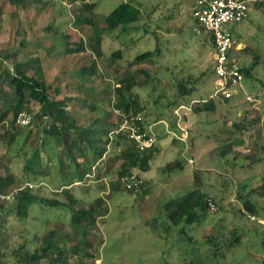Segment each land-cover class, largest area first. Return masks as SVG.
Here are the masks:
<instances>
[{
	"label": "rangeland",
	"instance_id": "obj_1",
	"mask_svg": "<svg viewBox=\"0 0 264 264\" xmlns=\"http://www.w3.org/2000/svg\"><path fill=\"white\" fill-rule=\"evenodd\" d=\"M90 1L95 2L93 27L85 24L79 16L81 13L78 7L82 9L81 5L77 10L75 7L67 10L63 5L50 2L51 7L47 13L41 14L31 10H16L7 0H0V57H3V60L0 58V63L2 61V65L10 67L12 58L5 57L9 48L18 50L17 59L20 61L26 60L29 55H39L43 59L44 73L48 74L46 81L50 92L53 93V88L59 85L62 93L68 94L66 96L83 98L94 95L100 100L94 114L100 117L102 124H111L114 113L110 96L117 78L140 66L133 58L136 53L146 50H156L151 57L154 60L141 65L147 72L145 84L136 85L131 92L137 95L140 103L147 104L149 119H155V115L162 110L166 112L161 117L170 115L174 107L168 106L167 100L177 98V79L192 82L196 88L193 96L207 97L211 94L216 102V109L206 114L192 115L189 111L175 109L181 116L180 132L184 135L187 131V136L193 140L191 144L187 142L186 146L178 144L173 142L171 134L161 129L158 134L160 148H155L148 171L145 174L137 169L144 178V189H138L135 193L125 191L122 179L120 184L118 182L119 191L111 189L110 182H115L118 178L120 162L112 151L104 154L103 162L99 163L103 166L101 169L97 167L99 164L95 166L94 174L98 172L99 178L84 179L79 185L69 187L76 198L77 207L91 203L97 196L103 197L104 204L108 205V213L104 217L95 218L87 237L91 243V251L98 257H95V263L184 264L201 257L203 264H264L261 260L264 259V249L261 250L259 245L261 226L246 215L247 212L237 198L238 183L246 182L248 190L255 189L251 198L264 206V159L245 167H240L239 164L248 161L241 154L254 150L258 157L262 154L261 147L264 148V3L251 8L241 22L228 25L237 42V48L231 47L230 55L237 59L240 66H250L254 60L252 53L255 52L259 54V63L253 65L252 76L245 78L241 88H230L227 94L215 96L212 57L209 54L211 40L191 16L194 0H133L140 12L146 14L142 15V20H138V23H144L143 28L139 25L142 29L131 31L134 43L122 47L123 56L116 61L111 60L108 55L119 47L120 38L113 37L112 31L107 32L102 42L107 57L101 60L100 70L95 80H91L92 84H83L76 69L81 63L89 61L90 49L87 48L84 55H64L67 42L64 34L69 32L76 35L77 37H71L75 42L81 37L86 38L88 31L103 24V15L126 0ZM55 22L58 28L54 25ZM160 91L165 93L160 98L161 108L153 102V97ZM248 93L253 94L250 102L246 98ZM125 94L128 96L130 93ZM113 96L116 100V94ZM223 96L229 99L226 101ZM179 99V102L183 101L182 97ZM77 111L74 114L77 123L84 124L86 115L81 114L87 112V108L79 106ZM2 132L0 124V134ZM26 132L30 135V141L25 143L26 154L29 155L35 144L40 148L39 158L42 163L40 168H34L33 165V170L39 168L34 174L29 170H22V155H15L20 146L19 139L16 138L9 145L6 138H0V170L4 173L12 172L15 182L11 188L22 187L25 180L34 175L35 180L28 181L37 184L36 191L37 186H42L39 193L45 197H54L53 187L63 183L68 172L86 171L89 168L86 164L95 162L93 154L85 147L84 157L87 163L80 157L77 159L78 167H75V162H71L60 147H55L52 139L44 137L39 131ZM36 132H39L38 138L34 136ZM253 143L257 147L249 149ZM163 146H166L164 153L160 151ZM261 157H264V153ZM60 158L63 163L58 165ZM177 158L185 160L182 169L175 166L170 172L163 171L168 162L176 161ZM188 158L193 162H189ZM103 173H107L108 177H100ZM194 188H200L209 194L216 202V209H210L199 222L172 225L165 219L163 204L167 199ZM10 193L7 190L0 194V205L5 209L9 205L3 199H7ZM5 209L0 219V252L7 244L14 247L21 242L28 249H34L31 241L33 233L44 234L57 221H67L69 214L66 210L37 204L30 206L28 220L24 218L23 221L15 211L6 213ZM70 228V225L64 223L61 234L70 232ZM233 231L241 238L237 246L227 249L228 251H217L209 246L210 242L207 240L211 236L222 233L219 239L226 241ZM41 264H47L46 259H42Z\"/></svg>",
	"mask_w": 264,
	"mask_h": 264
},
{
	"label": "trees",
	"instance_id": "obj_2",
	"mask_svg": "<svg viewBox=\"0 0 264 264\" xmlns=\"http://www.w3.org/2000/svg\"><path fill=\"white\" fill-rule=\"evenodd\" d=\"M7 1L13 5L16 10H31L41 14L47 13L48 9L51 7L50 0ZM132 1L133 0L122 1L110 12L103 15V24L100 27L95 26L91 31H88L86 38L81 37L77 39L76 42L74 40V42H71L70 38L72 34L69 32L64 34L67 38L64 47V55L76 53L84 55V53H87V48L90 49L91 53L88 55L91 58L89 61L87 63H81L76 69L83 84H92L91 80H95L100 70L101 60L107 57L102 46L103 39L106 37L105 34L107 32L112 31L113 37L120 38L119 47L108 55L111 60L116 61V59L123 56L122 47H128L129 44L134 43L132 39V32L134 31L132 30L138 31L143 28L144 23H138V20H142V17L146 16V14L141 13L138 5H135ZM263 3L264 0L254 5V8L263 5ZM80 8L82 9L78 7V11L80 10L81 13L79 16L82 17L83 22L89 27H93V25H95L93 17L95 2L90 0L88 2H83ZM54 25H56V28L59 27L57 22H55ZM139 25H142V28H140ZM49 28L50 27H48V29ZM155 52L156 50H146L141 53H136L133 59L143 65V63H149L154 60L151 57ZM45 54L46 53H44V55ZM252 55L254 56V60L251 62V65H242L240 67L245 78L252 76L251 72L253 65L259 63V54L253 52ZM17 56L18 50L9 48L5 57L12 58L10 67L2 65V61L0 63V124L1 127H3L0 138H6L9 145L14 143L16 138L19 139L20 146L16 149L15 155H22L24 163L22 170H29L28 172L33 174L36 171L38 172L37 169L40 168L42 160L39 158L40 148H38L36 144L31 148L29 155L26 154L25 143L30 141V135H28L26 130L42 132L44 137L52 139L55 147H60L61 152H65L73 162L76 159L75 157L80 154V152L82 153L83 147H88L87 149L92 150L94 160L96 161L105 153V145L109 143L110 150L106 153L112 151V153L116 154L121 160L119 172L117 173L118 178H116L115 182H110L111 189L113 188L114 191H119L120 187H118V182L120 184V180L124 176H127L133 171H137V169L142 172L148 171L150 162L154 157L155 148H158L160 144L158 142L159 131L162 129L166 133V127L162 120L165 121L170 128L176 132H180L176 126L177 115L174 112L177 107L181 106V108L179 107L180 109L189 111L192 115L206 114L216 109V102L213 95L209 94L207 97H201L199 95L196 97L193 96V92L196 90L195 86L192 82L190 83L188 80L181 78L179 80L177 79L175 83L178 90L176 94L177 98L174 97L171 100H167L168 106L174 107L171 109L170 115L168 117H161V115L166 112L162 110L161 113L155 115V119L153 118V120H151L149 119L150 110L147 108V104L140 103L137 95L131 92L136 85L143 86L145 84V76H147L145 67L140 65L126 72L122 77L117 78V84L113 87L110 96L112 100L111 108L113 110L118 109L122 113H127L128 111L134 113L140 112V121L144 128H146L150 122H154L155 127L158 125L157 141L150 147L138 150L133 141L124 134L117 135L111 142L108 141V138H105L107 132L118 125L119 118H114L113 114L111 124L100 123L101 120L94 114L98 109L99 99L91 95L83 96V98L76 95H65L61 98H57V95L61 93V88L59 85L55 86L53 88V93L50 92V86L46 81L44 73L43 59L36 54L29 55L26 60L20 61L17 59ZM0 58L3 60V57ZM159 70L161 71L160 67ZM96 91L98 92V90ZM125 92H129L130 94L127 96ZM113 94H116V100H114ZM163 94L165 96V93L160 91L153 97V102L156 103V105H160V108L162 106L160 98H162ZM221 96L222 95H220V97ZM181 97L183 101L181 99L182 102H179V98ZM223 98L226 101L229 99L225 96H223ZM71 100H75L76 104L80 107L85 106L87 108V113H93L90 117L85 118V121H87L85 125L81 123L78 124L76 118L73 117L70 110L67 109L68 101ZM21 113L27 114L29 118L25 124L17 119ZM39 132H36L34 136L38 138ZM172 139L173 142L178 144H187L179 140L176 136L172 137ZM192 140V137L189 136L187 142L191 144ZM40 143L42 144V140H40ZM44 143L45 140L43 144ZM254 147H257L255 143L250 145L249 149ZM261 149L260 152L263 154V146ZM251 152L241 154V156L244 159H248V161L245 164H241L240 162V167H245L260 159H264V157H261V153V155L257 157L258 154L254 150ZM53 154L55 155V152ZM49 156L51 155L49 154ZM62 161L63 160L60 158L58 160L59 163H56L61 165L63 163ZM184 162L185 160L177 158L176 161L168 162L163 168V171L170 172L174 170L173 167L175 166L182 169ZM33 165L34 168H39L33 170ZM86 165L89 166L86 171L84 169L79 171V173L68 172L66 174L67 178H63L64 182L57 185V187H53L52 190L55 191L56 195L54 197H45L39 193L42 186H37V191L34 186L29 187L28 185L11 188L15 182L12 172L4 173L0 170V194H4L7 190L11 191L9 198L3 199L9 207L5 209L2 204L0 205V219L2 218L3 209H5L6 213L15 211L18 218L23 219V221L24 218L28 220V209L31 205L37 204H45L51 208L69 212L67 221H60V223L57 221L53 227L46 229L45 233H42L43 235L37 232L33 233L31 241L34 243V249H28L24 242L14 247L11 246V244H7L5 247L6 250L4 249L0 252V264H41L42 259H46L47 264H96L94 260L96 254L91 251V243L88 241L87 237L90 233V228H92L95 223V218L104 217L108 213V205L107 203L104 204L103 197L97 196L91 203H86V206L80 205V207H77L76 198L67 187V185L75 180H83V175L94 166V163H87ZM75 167H78L76 162ZM138 174L140 173L138 172ZM28 180H35V176L31 175V177L25 181ZM107 183L109 185V182ZM143 184H140L139 190L143 188ZM238 186L239 193L237 198L240 200L245 212H247V214H253L257 218H264V206H261L250 196L252 193H255V189L248 190L246 182H239ZM9 187L11 189H7ZM244 190L246 192H243ZM125 191L135 193L131 189ZM208 200H211L216 205L215 200L200 188L190 189L176 197H171L163 204L165 219L172 225L181 223L185 225L199 222L209 211ZM41 219H44V217ZM252 221L256 224L258 223L257 220ZM64 223L71 226L70 232L65 231L61 234V231H63L61 228ZM258 224L261 226L262 234H258L260 239L259 245L261 246V250H263L264 224L260 222ZM218 234L219 233L211 236L207 240L210 242L209 246L214 247L217 251H228L227 249L237 246L241 241V238L235 231H233L232 236L226 241H221L219 239L222 233ZM68 241L70 243H68ZM211 250L212 249H210V251ZM88 258L91 259L88 260ZM200 258L201 257L193 258L184 264H200L203 260V258ZM261 260L264 261V259Z\"/></svg>",
	"mask_w": 264,
	"mask_h": 264
},
{
	"label": "built area",
	"instance_id": "obj_3",
	"mask_svg": "<svg viewBox=\"0 0 264 264\" xmlns=\"http://www.w3.org/2000/svg\"><path fill=\"white\" fill-rule=\"evenodd\" d=\"M52 3H59L67 10L82 4L87 0H50ZM263 0H194L191 16L199 24L211 40L212 49L209 54L212 57V71L214 75V94H227L230 88H241L245 80L240 70V64L237 59L230 55L232 46L236 47L234 37L232 36L228 25L238 23L245 19L249 10ZM199 29V30H200ZM237 48V47H236ZM246 98L253 99V94L248 93ZM118 114V125L109 132V139H113L119 134H124L131 139L138 150L150 147L155 142V133L153 125L150 123L146 128L141 123L140 112L128 111L122 113L118 109H114ZM175 113L179 115L177 110ZM21 123L25 124L29 119L27 114L21 113L17 118ZM167 128V124L162 120ZM179 129V122L176 123ZM173 136L181 140H185L186 134H178L175 130H168ZM124 186L127 189L137 191L142 178L136 173H130L123 177ZM31 184H29L30 186ZM208 208L214 209L215 204L208 200ZM250 219H257L264 224V219H258L253 214H248Z\"/></svg>",
	"mask_w": 264,
	"mask_h": 264
},
{
	"label": "clouds",
	"instance_id": "obj_4",
	"mask_svg": "<svg viewBox=\"0 0 264 264\" xmlns=\"http://www.w3.org/2000/svg\"><path fill=\"white\" fill-rule=\"evenodd\" d=\"M85 2H88V1H85ZM51 3H52V2H51ZM58 4H59V3H58ZM80 5H81V4H80ZM61 6H62V5H61ZM78 6H79V5H78ZM78 6H76L75 8H77ZM253 7H254V6H253ZM253 7H252V8H253ZM64 8H65V7H64ZM206 35H207V34H206ZM208 38H209V37H208ZM234 40H235V39H234ZM236 43H237V42L235 41V44H236ZM211 45H212V44H211ZM211 49H212V46H211ZM210 51H211V50H210ZM210 51H209V52H210ZM213 94H214V92H213ZM219 94H220V93H219ZM221 94H222V93H221ZM214 95L216 96V95H218V94H214ZM247 100H249V99H247ZM252 100H253V99L249 100V102L252 101ZM179 107L181 108V106H179ZM180 108H176V109H179V110H180ZM174 111H175V110H174ZM112 112L114 113L115 116H117V117L119 118L118 114H116V113L114 112L113 109H112ZM178 113H179V112H178ZM175 114H176V113H175ZM176 115H177V114H176ZM180 118H181L180 114L177 115V122H179V125H180V120H181ZM150 123H154V122H150ZM150 123H149V124H150ZM117 124H118V123H117ZM166 124H167V123H166ZM116 126H117V125H116ZM116 126H115V127H116ZM164 126H165V124H164ZM176 126H177V125H176ZM115 127H113L111 130H113ZM154 127H155V126L153 125V130H154L155 138H156V139H155V142H156V141H157V129L155 130ZM167 129H168V130H173L172 128H170V127L168 126V124H167V128H166V133H169V132L167 131ZM177 129H178L179 131L182 130V129H179L178 126H177ZM111 130H110V131H111ZM110 131H108L107 134L105 135V138H108V141H109V142L113 141V140L115 139V137H116V136H115L113 139L110 140L109 137H108V134H109ZM177 133H178V134H181L182 132H178V131H177ZM169 134H171V133H169ZM171 135H172V134H171ZM187 135H188V134H187V131H186V138H185V140H182L183 142H186V143H187V139H188V136H187ZM172 137H174V136L172 135ZM172 137H171V138H172ZM178 139H179V138H178ZM179 140H181V139H179ZM155 142H154V143H155ZM185 146H186V145H185ZM108 150H110V144H109V143H107V145H105V153H104V154H106V152H107ZM104 154H103V155H104ZM188 161H189V162H193V160H192L191 158H188ZM95 171H96V170H95V165H94V166L91 167L90 170H88V171L83 175V177H82L83 180H84V179H87V180H88V179H90V178H97V177H99V174H97V172H96V174H94ZM132 173H136L137 175H139V176L142 178V184H143V182H144V181H143V180H144L143 176H142L141 174H138L137 171H133ZM87 177H89V178H87ZM83 180H75V181H73L71 184L67 185V187L69 188V187L72 186V185H79L81 182H83ZM122 182H123V186H124L123 178H122ZM29 184H31V185L29 186ZM26 185H28L29 187H31V186L36 187L37 184H35V183H31L30 181H25V182H24V185H23L22 187H24V186H26ZM64 187H65V186H64ZM124 188H125V190H129V189H127L125 186H124ZM138 189H139V188H138ZM133 191H134V190H133ZM137 191H138V190H137ZM134 192H136V191H134ZM10 194H11V193H10ZM9 196H10V195H9ZM9 196H7L6 198H9ZM3 198H5V197H3ZM249 214H250V213H249ZM246 215L248 216V214H246ZM256 218H257V217H256ZM258 219H264V218L261 217V218H258ZM254 220H257V219H254ZM257 221H258V220H257ZM258 222H260V221H258ZM260 223H261V222H260ZM261 224H262V223H261Z\"/></svg>",
	"mask_w": 264,
	"mask_h": 264
},
{
	"label": "crops",
	"instance_id": "obj_5",
	"mask_svg": "<svg viewBox=\"0 0 264 264\" xmlns=\"http://www.w3.org/2000/svg\"><path fill=\"white\" fill-rule=\"evenodd\" d=\"M87 1H89V0H87ZM53 4H56V2L53 3ZM36 13H37V12H36ZM70 28H71V27H70ZM46 36H47V35H46ZM72 36L77 37V36L74 35V34H72ZM72 36H71V37H72ZM72 38H73V37H72ZM72 38H70V41H73ZM77 54H78V55H81V53H76V54H69V55H66V56H69V57H72V56H78ZM55 63H56V61L53 62V64H55ZM44 72H45V67H44ZM45 76H46V77L48 76L47 72L45 73ZM62 80H63V79H62ZM62 80H60V81H62ZM60 81H59V82H60ZM65 95H68V94H64V92L62 93V91H61L60 95H57V98H61V97L65 96ZM72 96H75V95H72ZM92 96H94V95H92ZM75 98H76V97H75ZM76 107H77V108H76ZM67 109L70 110V113H71L72 116L74 117V114L78 113L77 109L79 110V106L76 104L75 100H71V101H68ZM92 114H93V113L88 114V113L85 111V113L81 114V116L86 115L84 118H88V117H90ZM75 118H76V117H75ZM99 119H100V117H99ZM100 120H101V119H100ZM86 122H87V121H86ZM86 122H83L84 125H85ZM100 123H101V122H100ZM165 147H166V146H163V147L161 148L160 151L164 153V151L166 150ZM159 148H160V147H158L157 149L159 150ZM171 150H173V149H171ZM89 152L92 153V150L89 149ZM64 153H65V152H64ZM84 156H85V147L82 148V153L80 152V154H78V155L75 157L76 159L74 160V162L79 163V161H78L77 159L80 158V157H82L83 161L85 162L86 160H85V157H84ZM104 156H105V155H102L100 158H98V159L94 162V165L96 166V165H98L100 162L102 163L103 160H104ZM83 157H84V158H83ZM157 157H159V154L157 155ZM70 161L73 162L72 160H70ZM120 162H121V160H120ZM120 162H119V164H118V167H119V165H120ZM51 163H52V162H51ZM52 164H53V163H52ZM97 167H98L99 169H101L103 166H101V164H99ZM143 173L146 174V172H143ZM101 176H102V178H103V176H105V178L108 177L107 173H103V174L100 175V177H101Z\"/></svg>",
	"mask_w": 264,
	"mask_h": 264
}]
</instances>
